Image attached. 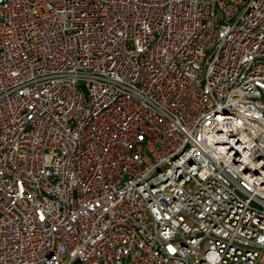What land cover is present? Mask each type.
<instances>
[{
  "label": "built area",
  "instance_id": "1",
  "mask_svg": "<svg viewBox=\"0 0 264 264\" xmlns=\"http://www.w3.org/2000/svg\"><path fill=\"white\" fill-rule=\"evenodd\" d=\"M0 264H264V0H0Z\"/></svg>",
  "mask_w": 264,
  "mask_h": 264
}]
</instances>
